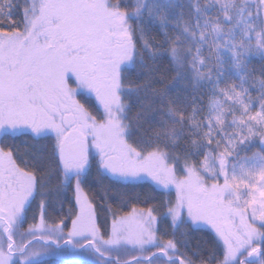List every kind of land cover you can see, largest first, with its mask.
<instances>
[{
    "label": "snow or ice",
    "instance_id": "snow-or-ice-1",
    "mask_svg": "<svg viewBox=\"0 0 264 264\" xmlns=\"http://www.w3.org/2000/svg\"><path fill=\"white\" fill-rule=\"evenodd\" d=\"M58 253L264 264V0H0V264Z\"/></svg>",
    "mask_w": 264,
    "mask_h": 264
},
{
    "label": "trees",
    "instance_id": "trees-1",
    "mask_svg": "<svg viewBox=\"0 0 264 264\" xmlns=\"http://www.w3.org/2000/svg\"><path fill=\"white\" fill-rule=\"evenodd\" d=\"M102 12L98 13V15H101ZM102 16V15H101ZM66 253H58L54 256L50 257H44L43 259L45 261H50L51 264H84L87 257L81 256V257H67ZM74 255V254H73Z\"/></svg>",
    "mask_w": 264,
    "mask_h": 264
},
{
    "label": "rangeland",
    "instance_id": "rangeland-1",
    "mask_svg": "<svg viewBox=\"0 0 264 264\" xmlns=\"http://www.w3.org/2000/svg\"><path fill=\"white\" fill-rule=\"evenodd\" d=\"M92 11L97 13V14L102 12L101 15H103V9L102 8H93ZM9 35H11V34H9ZM76 256L81 257L83 255L82 254H74V255L73 254H69V255H67V257H72V258L76 257Z\"/></svg>",
    "mask_w": 264,
    "mask_h": 264
}]
</instances>
